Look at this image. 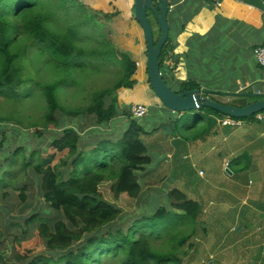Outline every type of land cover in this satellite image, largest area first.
<instances>
[{"label":"crops","instance_id":"1","mask_svg":"<svg viewBox=\"0 0 264 264\" xmlns=\"http://www.w3.org/2000/svg\"><path fill=\"white\" fill-rule=\"evenodd\" d=\"M77 1L100 13L116 50L137 66L134 87L117 92V105L130 116L132 105L144 104L151 116L139 122L153 132L141 134L151 163L137 171L138 198L156 212L171 206L176 190L201 207L194 229L174 219V229L186 227L191 238L169 264H264V122L223 126L225 116L204 108L180 116L175 128L171 121L168 125V110L150 86L135 0ZM220 1L216 7L207 0H168L172 39L163 59L165 81L176 91L200 90L219 104L246 106L254 101L251 95L264 92V69L254 56V49L264 46V0ZM127 115L101 132L90 126L81 135L88 143L114 141L124 135L115 132V125L123 122L124 127ZM185 117L191 123L179 132ZM226 159L232 174L224 168Z\"/></svg>","mask_w":264,"mask_h":264},{"label":"trees","instance_id":"2","mask_svg":"<svg viewBox=\"0 0 264 264\" xmlns=\"http://www.w3.org/2000/svg\"><path fill=\"white\" fill-rule=\"evenodd\" d=\"M104 29L100 13L77 0H0V91L11 95L15 103L23 99V88L33 84L46 97V123L62 126V135L44 152L41 150V161L33 167L40 176L42 196L57 218L35 215L27 221L28 225L34 224L31 232L16 237L14 242L13 260L19 264H104L105 259L110 264H169L180 252H154L147 235L132 241V233L144 225L141 223L157 226L173 219L194 229L200 216V205L175 190L170 207L136 218L127 231L118 225L125 218V202H135L141 194L137 171L149 165L151 158L141 138L143 129L139 122L117 105V92L134 87L132 77L137 66L116 48L103 49L107 40L100 41L97 32L106 39ZM89 41L102 46L87 51L83 46ZM101 56L110 59L107 61L117 69L118 81L94 92L92 103L86 107H64L58 88L70 89L78 82L72 76L87 71L85 60ZM32 65L36 70L26 73ZM37 73L47 79L39 81ZM32 95L30 91V98ZM57 113L65 118L58 120ZM124 113L130 119V127L121 137H113L114 141L108 138L88 143L81 135L90 126L101 132L100 128H107ZM63 167H70L66 171L68 180L62 178ZM21 196L25 199L24 194ZM175 220L169 230L176 249H181L191 236L187 237L186 227L175 230ZM1 237L0 231V240Z\"/></svg>","mask_w":264,"mask_h":264},{"label":"rangeland","instance_id":"3","mask_svg":"<svg viewBox=\"0 0 264 264\" xmlns=\"http://www.w3.org/2000/svg\"><path fill=\"white\" fill-rule=\"evenodd\" d=\"M104 32L106 39H103L100 33L97 32L101 37L100 41L107 40L103 49L115 48L108 30L104 29ZM99 46H102L100 42L98 44V42L89 41L84 44L83 48L90 51ZM101 57L95 60L92 58L85 60L87 62V71L84 74L78 72L72 76L71 79L78 82L71 86L70 89L64 86L58 88L57 93L59 99L63 100L64 107L67 109L86 107L92 103V94L94 92L106 87H112L118 81L117 69L110 61H107L110 59ZM44 69L45 65L41 74H43ZM35 70V66L32 65L26 70V73ZM57 72L56 70L55 73ZM38 76L34 78L38 77L39 81L47 79L42 77L44 75L38 74ZM78 83H82V85L79 86ZM30 91L33 92L31 98L29 96ZM22 98L14 103L11 95L3 94L0 91V179L4 178L3 181H0V231L2 236L0 240V259L2 262L0 264H14L12 261L16 257L14 247L16 237L27 236L31 232L32 225H34H28V220L35 215L44 218H57V215L42 196L40 176L33 167L41 161L40 153L43 154L44 150L57 137L62 135V126L57 127L58 123H46L47 100L40 88L34 87L33 84L26 85L22 90ZM57 117L61 121L65 118L61 113H57ZM148 117L151 118L148 115L142 121L146 119L144 121L146 122L149 119ZM190 121L191 117H187L186 122L189 123ZM121 123L123 122L115 125L116 133L121 130L126 132L130 126V120L126 121L124 127L121 126ZM143 126L146 127V130L143 129V135L153 132L149 130L148 124ZM178 131L182 132V124ZM39 133L40 136L37 135ZM72 162L73 160L69 162V166H71ZM25 164H28V166ZM69 168H62V178L65 180H68L66 171ZM233 169L235 170V168ZM236 172L239 173L238 171ZM22 194L25 195V199H22ZM149 201L151 203L152 198ZM147 205L141 198H138L135 202L126 201L124 207L122 206L125 210L122 216H125V218L122 221L119 220L118 225L127 231L134 224L136 218L140 219L145 217V214L150 215V212H153L150 208L147 210ZM53 213L54 216H52ZM173 221L174 219L170 223H160L157 226L152 223H141L144 225L138 226L132 233L131 240L133 241L142 235H147L150 238V244L154 252L170 255L177 254L181 250L176 249L172 232L169 230ZM14 262L19 264L17 261ZM104 264H110V261L105 259Z\"/></svg>","mask_w":264,"mask_h":264},{"label":"water","instance_id":"4","mask_svg":"<svg viewBox=\"0 0 264 264\" xmlns=\"http://www.w3.org/2000/svg\"><path fill=\"white\" fill-rule=\"evenodd\" d=\"M169 10L168 0H135V16L145 32L148 48L147 65L150 86L168 110L165 114L166 123L169 125L170 121L173 122L172 127L175 128L180 116H192V111H200L204 108L238 120L263 113L264 92L251 95L250 98L254 101L246 106L236 107L212 101L200 90L176 91L167 84L165 81L167 72L161 67V56L170 35ZM156 32L159 34L158 40ZM186 119L185 123L181 124H189ZM226 172L232 174L230 169Z\"/></svg>","mask_w":264,"mask_h":264},{"label":"built area","instance_id":"5","mask_svg":"<svg viewBox=\"0 0 264 264\" xmlns=\"http://www.w3.org/2000/svg\"><path fill=\"white\" fill-rule=\"evenodd\" d=\"M207 2L216 5V7L221 5L220 0H207ZM254 56L258 64L264 69V46L255 48ZM148 113L149 109L144 104H134L131 106L132 118L138 122H140L144 117H146ZM254 119L258 122H264V112L255 115ZM221 124L223 126H240L243 124V120L233 119L231 117H224L221 120ZM223 165L225 170H227L231 166V161L229 159H226ZM200 175H204V172L201 171Z\"/></svg>","mask_w":264,"mask_h":264},{"label":"clouds","instance_id":"6","mask_svg":"<svg viewBox=\"0 0 264 264\" xmlns=\"http://www.w3.org/2000/svg\"><path fill=\"white\" fill-rule=\"evenodd\" d=\"M226 117V116H225Z\"/></svg>","mask_w":264,"mask_h":264}]
</instances>
